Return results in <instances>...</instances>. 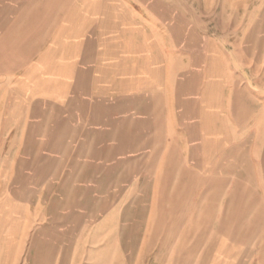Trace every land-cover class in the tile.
<instances>
[{
	"label": "crops",
	"instance_id": "crops-1",
	"mask_svg": "<svg viewBox=\"0 0 264 264\" xmlns=\"http://www.w3.org/2000/svg\"><path fill=\"white\" fill-rule=\"evenodd\" d=\"M255 1L228 28L241 30L229 51L170 0H0L3 179L35 191L51 245L41 259L67 264L74 233L121 219L125 197L145 195L149 180L151 212L173 180H202L205 149L252 131L262 146L264 0ZM227 92L250 103L242 126L223 113Z\"/></svg>",
	"mask_w": 264,
	"mask_h": 264
},
{
	"label": "rangeland",
	"instance_id": "rangeland-1",
	"mask_svg": "<svg viewBox=\"0 0 264 264\" xmlns=\"http://www.w3.org/2000/svg\"><path fill=\"white\" fill-rule=\"evenodd\" d=\"M170 1L194 21L200 19L206 35L216 34L229 51L241 30L233 36L228 28L243 24V14L257 5L255 0ZM222 100L232 103L223 113L237 125L249 119L247 98L227 92ZM20 119L12 116L13 123ZM248 134L218 151L212 147L211 156L205 149L203 179L188 171L185 180H173L172 195L156 196L154 212L149 180L145 195L125 197L128 210L121 219L101 222L99 234L77 230L73 240L79 242L65 246L67 264H264V135L257 147L260 133ZM3 156L0 148V264H50L41 259L51 245L43 243L42 223L35 218V191L3 179Z\"/></svg>",
	"mask_w": 264,
	"mask_h": 264
}]
</instances>
